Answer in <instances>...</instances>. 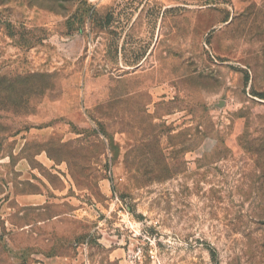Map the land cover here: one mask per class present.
I'll return each instance as SVG.
<instances>
[{
	"label": "rangeland",
	"instance_id": "obj_1",
	"mask_svg": "<svg viewBox=\"0 0 264 264\" xmlns=\"http://www.w3.org/2000/svg\"><path fill=\"white\" fill-rule=\"evenodd\" d=\"M0 264H264V0H0Z\"/></svg>",
	"mask_w": 264,
	"mask_h": 264
}]
</instances>
